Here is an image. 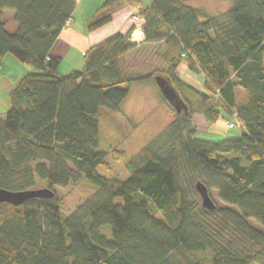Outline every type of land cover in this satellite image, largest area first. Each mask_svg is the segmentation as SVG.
I'll use <instances>...</instances> for the list:
<instances>
[{"label": "trees", "instance_id": "16d2710c", "mask_svg": "<svg viewBox=\"0 0 264 264\" xmlns=\"http://www.w3.org/2000/svg\"><path fill=\"white\" fill-rule=\"evenodd\" d=\"M121 1L144 20L145 42H163L157 56L166 70H129L125 56L137 44L118 32L63 74L51 49L77 0H0V78L7 54L37 70L20 78L0 112V188L54 192L19 206L0 202V264H264V232L250 222L264 226V0H232L215 15L186 0H105L87 29L111 22ZM181 61L204 75L202 89L177 75ZM157 78L186 109L172 108L165 132L132 159L118 147L99 149L100 109L120 111L131 84ZM195 111L211 122L232 117L241 136L198 138ZM108 156L125 162L126 180L110 175ZM83 179L96 192L62 215L56 187ZM198 181L210 194L216 188L223 205L196 201Z\"/></svg>", "mask_w": 264, "mask_h": 264}, {"label": "rangeland", "instance_id": "374dc122", "mask_svg": "<svg viewBox=\"0 0 264 264\" xmlns=\"http://www.w3.org/2000/svg\"><path fill=\"white\" fill-rule=\"evenodd\" d=\"M186 2L192 6L202 7L210 12V14L215 15L227 9L232 0H186ZM136 13L137 10L134 14ZM134 14L133 21H135ZM5 18L8 21L7 29L14 31L17 24L13 18V12L6 11ZM135 22L139 23L141 20ZM155 51L157 53L159 51V48L156 46L152 48L143 46L129 51L128 55L126 54L125 56L128 69L132 72L141 73H149L160 69L166 70V65L155 56ZM2 63L0 112L5 113L10 107V90L18 83L22 76L30 71L37 70L30 64L20 62L12 54H7ZM59 71L63 72L65 70L60 68ZM176 73L177 75L180 74L178 66ZM187 78L195 87L198 88L200 86L201 89L204 87V75L193 72L192 76ZM129 88V95L122 102L120 111L113 112L107 108H101L97 115L100 122L99 149L107 150L111 147H118L127 152V160L136 157L144 146L165 132L167 126L176 117V112L172 110L174 107L170 103L171 107H169L165 102L157 82L133 83ZM239 94H242V91ZM225 116V119L221 118L218 121L211 122L200 112L195 111L192 117V127L197 131L196 136L213 141L240 137L242 133L241 127L237 124L233 128L229 127L228 123L233 122V118L228 115ZM107 160L112 165L111 176L118 177L121 180L128 178L129 172L126 169L125 162H116L111 156H108ZM185 181L187 188L191 191L192 180L186 178ZM43 187H46L45 184H38L37 186V188ZM97 188L95 184L87 179L81 180L76 185L56 187V192L61 203L62 215L65 216L74 211L86 198L94 194ZM210 191L214 201L223 205V202L218 196L217 189L213 187ZM192 192L191 194L196 201L201 203V195L199 192L197 190H193ZM250 222L264 232V226L256 220L250 219ZM103 232L109 237L111 236L110 227H104Z\"/></svg>", "mask_w": 264, "mask_h": 264}, {"label": "crops", "instance_id": "0c3cea01", "mask_svg": "<svg viewBox=\"0 0 264 264\" xmlns=\"http://www.w3.org/2000/svg\"><path fill=\"white\" fill-rule=\"evenodd\" d=\"M137 1L142 5H148L152 0ZM104 3L105 0H77V6L73 13L71 24L66 25L61 30L59 37L51 49V54L53 56L62 58L60 68L65 71L61 73L67 74L72 70L81 69L84 64V53L91 46L118 32L123 34L130 32V40L137 44L136 48L143 46H149L152 48L153 46H156L159 48L158 53L164 50L163 42H145V35L142 30L144 20L142 19L139 23L133 21V14L137 9L133 5L124 1L116 4V10L113 14L111 22L97 29L88 30L86 25L87 20ZM158 53L156 51L154 53L157 58ZM178 71L180 72L179 76L183 80H187L192 84L187 77L192 76L193 72L189 70L185 62L181 61L178 64ZM198 88H200V86H198Z\"/></svg>", "mask_w": 264, "mask_h": 264}, {"label": "water", "instance_id": "95a60500", "mask_svg": "<svg viewBox=\"0 0 264 264\" xmlns=\"http://www.w3.org/2000/svg\"><path fill=\"white\" fill-rule=\"evenodd\" d=\"M156 81L163 96L174 107V109L179 112L186 109V106L183 101H181L179 94L171 85L166 84L165 80L160 78H157ZM196 189L201 195L203 206L210 210L215 209L216 203L212 198L207 185H205L202 181H198L196 183ZM53 196L54 192L48 187L28 190H8L0 188V202H8L16 206L22 205L27 200L34 197L50 198Z\"/></svg>", "mask_w": 264, "mask_h": 264}, {"label": "built area", "instance_id": "2783aa9c", "mask_svg": "<svg viewBox=\"0 0 264 264\" xmlns=\"http://www.w3.org/2000/svg\"><path fill=\"white\" fill-rule=\"evenodd\" d=\"M134 19H135V21H140V17H139V15H137V14H134ZM71 22V20H68L67 21V24H69ZM235 122H230V123H228V126L229 127H235Z\"/></svg>", "mask_w": 264, "mask_h": 264}, {"label": "bare ground", "instance_id": "6f19581e", "mask_svg": "<svg viewBox=\"0 0 264 264\" xmlns=\"http://www.w3.org/2000/svg\"><path fill=\"white\" fill-rule=\"evenodd\" d=\"M139 34H140V32H139ZM139 34H138V35H139Z\"/></svg>", "mask_w": 264, "mask_h": 264}]
</instances>
